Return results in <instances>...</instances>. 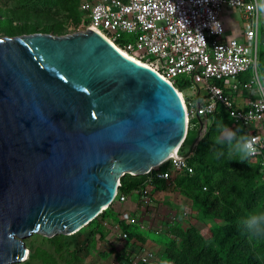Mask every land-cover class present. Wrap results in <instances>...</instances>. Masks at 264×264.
Masks as SVG:
<instances>
[{"label":"water","instance_id":"95a60500","mask_svg":"<svg viewBox=\"0 0 264 264\" xmlns=\"http://www.w3.org/2000/svg\"><path fill=\"white\" fill-rule=\"evenodd\" d=\"M187 132L178 87L98 30L0 36V264L88 224Z\"/></svg>","mask_w":264,"mask_h":264},{"label":"rangeland","instance_id":"374dc122","mask_svg":"<svg viewBox=\"0 0 264 264\" xmlns=\"http://www.w3.org/2000/svg\"><path fill=\"white\" fill-rule=\"evenodd\" d=\"M85 23L81 0H0V36L36 31L65 34L83 29ZM263 50L260 49L259 69H264ZM178 89L184 100L195 97L197 92L187 82ZM221 120L234 130L239 128L241 134L247 133L245 127L224 113L194 118V127L189 125L182 150L190 153L195 173L174 171L171 179H155L160 183L156 196L165 209L176 210L175 216L165 212L166 221L157 226L128 224L130 238L124 240L114 230L120 219L117 214L134 211L128 200L114 201L108 208L111 213L101 219L105 236L97 230L96 219L72 233L49 236L34 232L25 238L27 258L13 264H129L121 257V248L137 246L135 243L153 248L158 254L157 264L165 260L168 264H208L217 253L226 261L233 247L252 251L264 260V238L250 237L239 224L249 213L264 211V180L251 157L241 162L239 156L229 157L224 146V155L217 158L215 153L221 146L215 143L216 125ZM126 176L143 179L147 174ZM204 184L208 189L203 188ZM135 211L138 214L140 206Z\"/></svg>","mask_w":264,"mask_h":264},{"label":"built area","instance_id":"2783aa9c","mask_svg":"<svg viewBox=\"0 0 264 264\" xmlns=\"http://www.w3.org/2000/svg\"><path fill=\"white\" fill-rule=\"evenodd\" d=\"M253 3L254 0H81V8L86 17L83 29L98 30L118 49L154 67L175 85L185 79L196 88L195 97L185 99L188 127H194V118H209L222 110L245 127L247 134L259 137L258 152L251 158L260 163L264 180V91L260 89L264 75L258 66L259 52L264 47V16L249 7ZM227 6L237 7L241 13L246 26L241 37L224 38L222 17ZM213 20L221 24L216 26L217 31L212 29ZM247 71L252 77L242 82L240 75ZM224 82L234 89L249 90L245 106L237 104ZM183 142L177 153L144 173L147 176L136 190L140 213L120 214L114 226L117 236L130 238L129 231L119 226L123 222L153 224L142 217L155 204L153 180L171 179L174 171L194 173L190 153L183 155L188 153L182 150ZM127 199L128 194L118 189L113 201ZM120 254L130 264H157L159 259L153 248L130 245L123 246Z\"/></svg>","mask_w":264,"mask_h":264},{"label":"clouds","instance_id":"9594fccd","mask_svg":"<svg viewBox=\"0 0 264 264\" xmlns=\"http://www.w3.org/2000/svg\"><path fill=\"white\" fill-rule=\"evenodd\" d=\"M204 2H207V0H204ZM249 7L253 8L258 15L264 16V0H254V3L249 5ZM217 25L221 27L219 21L213 20V31H217ZM199 35L203 37L201 34ZM260 89L264 91V83L260 85ZM216 127L218 136L215 143L221 146V150H217L215 153L217 158L224 155L222 150L224 146L228 149L229 157L233 155L239 156L241 162L257 154L259 137L251 136L247 133L241 134L239 128L234 130L222 120L217 122ZM239 224L250 237L258 239L264 238V211L249 213L246 217L239 220ZM161 264H168V262L165 260L162 261Z\"/></svg>","mask_w":264,"mask_h":264},{"label":"crops","instance_id":"0c3cea01","mask_svg":"<svg viewBox=\"0 0 264 264\" xmlns=\"http://www.w3.org/2000/svg\"><path fill=\"white\" fill-rule=\"evenodd\" d=\"M222 18H223V21L225 23L224 38L243 36L245 29H246V26L244 24V20L242 19L241 13L237 7L227 6L225 11L223 12ZM263 48L264 47H262L261 49H263ZM263 52H264V50H263ZM259 57H260V52H259ZM261 57H262V60H261L262 63L261 64L264 65V53L261 55ZM258 63H259V61H258ZM260 71L264 75V69L260 68ZM251 77H252L251 71H247V72H244L240 75V80L242 82L249 81L251 79ZM223 85L225 86L226 90L229 93L234 95V97L237 101V104L239 106H242V107L245 106V104L249 98V90L247 88L241 87L240 89H234L231 86V84L225 83V82L223 83ZM202 118H204V117H202ZM261 127H262L261 130L264 132V122L262 123ZM145 178H146V176L143 179H145ZM151 184L153 187L154 196L156 198V200L154 202L155 206L153 205L146 213H144L142 215V217H144V219L148 222H151V223L156 224V225H160L161 222L163 223V221H166V219H167V217L165 216L166 215L165 212L175 216L176 210L174 209L175 210V212H174V210L172 208L171 209H169V208L165 209V207L162 204L163 201H161L160 198H158L156 196L155 180H153ZM127 200H128V206L131 208V210L136 212L135 210L138 209L139 200H140L139 192L138 191L129 192ZM174 205H175V203H174ZM151 209H153V210H151ZM138 213H140V212H138ZM142 227L145 228L146 226L143 225ZM135 244H138V245L137 246L135 245L133 247H135L137 249H139V248H151L150 246L140 245V243H135ZM141 244H143V242Z\"/></svg>","mask_w":264,"mask_h":264},{"label":"trees","instance_id":"16d2710c","mask_svg":"<svg viewBox=\"0 0 264 264\" xmlns=\"http://www.w3.org/2000/svg\"><path fill=\"white\" fill-rule=\"evenodd\" d=\"M183 82H187V81L185 79H179L176 83L177 87H178V85H180ZM223 113L226 115V113L222 110L219 113H217L216 115L223 114ZM216 115H209V118H212L213 116H216ZM190 127L193 128V126H191V125H190ZM187 136H186V138H187ZM186 138H185L183 144L185 143ZM189 162L192 164L190 159H189ZM258 165H259V175H260V177H262L261 172H260V163H258ZM194 173H195V171H194ZM143 180L144 179H139L138 177H134V176H126L125 177V175H124L121 178V185L119 186L118 189H119V191L127 193L129 195V192L136 191L139 188V186L141 185ZM158 182L159 181L156 182V180H155V186L156 187H158L160 185V183H158ZM205 185L207 186V189H208L207 184H204L203 188ZM109 206L106 209H104L96 218L93 219V220H95V219L97 220V230H100L99 232H101L103 236H105V233H104L105 227H104L103 223H101V219L108 216L111 213L110 210L108 209ZM151 210H153V209H151ZM117 215L119 216L120 214H117ZM123 224H124V222H123ZM124 228L129 231L128 224H126V225L124 224ZM129 235H130V231H129ZM224 260L220 259L219 255L217 253L210 258L208 264H264V260L259 255H256L254 252L249 251V250H245V249H236L235 247L230 248L228 250V253L226 255V261H224Z\"/></svg>","mask_w":264,"mask_h":264},{"label":"bare ground","instance_id":"6f19581e","mask_svg":"<svg viewBox=\"0 0 264 264\" xmlns=\"http://www.w3.org/2000/svg\"><path fill=\"white\" fill-rule=\"evenodd\" d=\"M122 52L125 53L126 55L130 56V54H128L126 51H122ZM130 57H132V56H130ZM132 58H133V57H132ZM134 59H136L137 61H139V62L145 64L143 61L138 60L137 58H134ZM179 92H180V90H179ZM180 94H181V92H180ZM181 96H182V98H183V95H182V94H181ZM183 101H184V103H185L184 98H183ZM180 145H181V144H179V145L177 146V148H176V150L173 152V154H175V153L178 152ZM28 253H29V252H28ZM28 253L26 254V257L28 256Z\"/></svg>","mask_w":264,"mask_h":264}]
</instances>
